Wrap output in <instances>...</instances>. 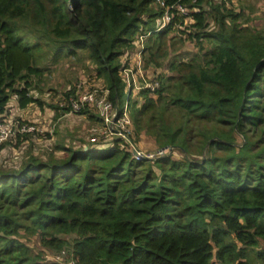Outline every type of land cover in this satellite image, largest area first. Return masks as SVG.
I'll use <instances>...</instances> for the list:
<instances>
[{"label":"trees","instance_id":"16d2710c","mask_svg":"<svg viewBox=\"0 0 264 264\" xmlns=\"http://www.w3.org/2000/svg\"><path fill=\"white\" fill-rule=\"evenodd\" d=\"M154 1L0 0V114L12 96L19 108L43 107L32 90L48 69L45 49L53 63H92L108 100L128 106L131 141L145 131L165 148L137 158L129 141L88 138L83 148L57 146L64 158L0 169V264H64L20 239L33 235L75 264H264V30L245 24L231 0H164L195 11L189 24L176 16L158 29L164 8ZM172 29L197 52L173 59L174 75H157L138 103L121 56L143 34L144 66L158 67Z\"/></svg>","mask_w":264,"mask_h":264},{"label":"rangeland","instance_id":"374dc122","mask_svg":"<svg viewBox=\"0 0 264 264\" xmlns=\"http://www.w3.org/2000/svg\"><path fill=\"white\" fill-rule=\"evenodd\" d=\"M231 2L236 11L243 12L242 20L245 24L256 30H264V0H231ZM159 5L154 1L152 7L159 9ZM161 17L159 16L156 19V26H158V21L161 20ZM190 20L189 17L185 18L188 24ZM174 28H176V25ZM167 38H171L165 44L168 54L158 59L160 62L158 67L153 64L147 67L144 66L142 49L146 36L143 34H137L134 40V49L128 55L121 56V63L132 70V73L127 77L124 76L128 80L126 87H130L131 82L133 83V88H130L131 92L129 93L132 99L138 100V103L143 100L137 94L139 87L144 84L157 83L156 76L159 74L174 75V72L169 69V63L173 59L188 60L197 52L194 41L189 39L180 41L181 37L175 29H172L167 34ZM210 46V43L206 42L204 48L209 49ZM43 52L42 63L48 66V69L39 82L41 90H32V93L41 99L43 107L30 103L25 108H19L15 96L11 97L6 113L0 116V119L10 120L13 129L11 136L1 137L0 139V169L11 170L18 168L24 159L31 156L43 161H47L51 155L55 159L64 158L66 153L57 148L60 145L77 149L85 147V140L88 143V138L91 141L92 138L96 141L104 140L101 137L103 129L101 121L90 117V115L95 116V113H98L94 106H85L88 110V113L85 114H77L73 111L62 113L64 111L62 108L67 107L69 102L68 96L65 97L64 94L66 91L75 90L79 96L95 91L96 95L100 97L107 90L103 78L96 76L95 66L89 61H83V57H80L81 60H77V57L73 55L60 56L57 62L53 63L51 61V52L45 51V49H43ZM122 69L123 67L120 73ZM126 92L128 91L126 90ZM70 97L73 96L71 95ZM53 107H58L59 110ZM3 122L6 121L4 120ZM18 122L21 124L27 123L28 126L36 128L33 132H25L29 136L20 137V142H17L15 137L16 134L23 133H15L18 129L16 125ZM137 139H135L136 146L143 154L152 153L155 155L160 150L157 148L154 138L145 133V131H142ZM171 153L176 158L180 157L178 152ZM20 234H22V231ZM65 237L70 239L69 236ZM20 239L26 242L33 252H42L47 259L55 261L58 252L50 253L44 249L40 245L37 235L21 236ZM259 248L264 249V243H260ZM252 262L257 264L254 257H252Z\"/></svg>","mask_w":264,"mask_h":264},{"label":"built area","instance_id":"2783aa9c","mask_svg":"<svg viewBox=\"0 0 264 264\" xmlns=\"http://www.w3.org/2000/svg\"><path fill=\"white\" fill-rule=\"evenodd\" d=\"M159 5V7L164 8V12L162 14L161 20L158 21V26L157 28H163L166 24H168L174 17L182 16L184 25L188 24V22L185 21L186 17H189L191 20L189 21L192 22V18L190 16L191 12L195 11V9H189L186 6H183L181 4H174L172 6H165L164 0H155ZM176 27H179L177 23L174 22V25ZM130 73H132V70L125 66L122 69V72L120 75L123 77V80L128 84V80L124 78V76H128ZM134 81V80H133ZM157 82V81H156ZM131 84H133L131 82ZM126 87L130 91L131 87ZM158 86L157 83L155 84H144L141 87H139V90L141 88L149 87L150 90H154ZM74 97H70L68 105L70 106V111L76 112L80 110L84 106L92 105L95 107V109L98 112V116L100 118V121L102 123V134L101 137L104 140H116L120 139L129 141L131 144V151H136V154H133L137 158H154L155 155L158 154H163L164 150H158L156 154H143L139 151L137 148L136 144H134L131 141V138L133 136V126L130 120V116L128 114V106L124 105L122 111L120 112L118 104H113L110 102L107 98L108 96V90L104 91V94L100 97L96 95L95 91L92 92H87L82 96H79L76 91H75ZM6 122H3V121ZM18 129L15 131V133H20L24 134L25 132H33L36 130L34 126H28L27 123L21 124L17 123L16 124ZM16 128V127H15ZM132 129V130H131ZM13 134V129L11 125V121L6 120L4 118L0 119V139L1 137L5 136H11ZM92 141H96L95 139L92 138ZM55 261L64 263V264H75L74 258L70 255H68L67 250L62 249L60 250L56 257Z\"/></svg>","mask_w":264,"mask_h":264},{"label":"water","instance_id":"95a60500","mask_svg":"<svg viewBox=\"0 0 264 264\" xmlns=\"http://www.w3.org/2000/svg\"><path fill=\"white\" fill-rule=\"evenodd\" d=\"M165 148H160L161 151H163ZM133 154H136V151H133Z\"/></svg>","mask_w":264,"mask_h":264},{"label":"crops","instance_id":"0c3cea01","mask_svg":"<svg viewBox=\"0 0 264 264\" xmlns=\"http://www.w3.org/2000/svg\"><path fill=\"white\" fill-rule=\"evenodd\" d=\"M25 108V107H24ZM0 115H2V114H0ZM100 121V120H99Z\"/></svg>","mask_w":264,"mask_h":264}]
</instances>
